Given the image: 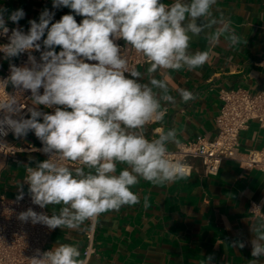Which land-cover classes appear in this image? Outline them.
Segmentation results:
<instances>
[{"label":"clouds","instance_id":"obj_1","mask_svg":"<svg viewBox=\"0 0 264 264\" xmlns=\"http://www.w3.org/2000/svg\"><path fill=\"white\" fill-rule=\"evenodd\" d=\"M216 3L52 0V9L70 11L55 20V11L46 7L38 20L27 21V31L19 24L26 17L23 8L0 7V37L8 41L0 45V53L9 61V75L0 84L29 93L31 104L22 106L17 96L7 93L0 99V137L11 133L22 139L34 133L42 145L38 151L48 158L29 157L23 183L34 205L60 206L50 216L29 207L19 213L20 221L50 230H79L85 221L140 203L132 189L141 179L153 185L186 179V165L169 158L168 145L179 143L177 130L149 139L145 129L163 124L167 105L176 103L169 91L170 73L194 72L208 62L209 51H192L191 42L217 25ZM77 17L82 18L79 23ZM219 36L213 31L205 39L211 45ZM228 40L236 45L240 37L233 32ZM126 49L148 65L146 72L130 66ZM25 53L27 62H12ZM176 92L185 104L197 98L186 88ZM23 183L17 200L24 198ZM148 206L145 196L144 207ZM252 230L256 235L251 256L264 257V224ZM232 246L242 249L245 244L234 241ZM80 255L77 246L58 244L48 251L35 250L28 261L84 264ZM250 264H259L258 259Z\"/></svg>","mask_w":264,"mask_h":264},{"label":"crops","instance_id":"obj_2","mask_svg":"<svg viewBox=\"0 0 264 264\" xmlns=\"http://www.w3.org/2000/svg\"><path fill=\"white\" fill-rule=\"evenodd\" d=\"M0 7L9 11L23 8L26 17L19 24L26 29L27 21L38 20L46 7L55 11V20L70 11L52 9V0H0ZM213 17L218 20L217 25L191 42L192 51H209L208 62L194 72L170 73L169 91L176 97V103L167 105L163 124L146 126L145 135L149 138L171 128L177 130L179 143L198 135L215 137L216 118L223 104L222 90L238 87L252 92L264 90V0H217ZM81 19L77 17V22ZM213 31L220 33L219 41L209 45L205 37ZM233 32L240 40L230 46L228 36ZM147 67L145 63L136 68L144 73ZM156 76L163 78L160 72ZM177 88L191 90L197 98L185 104L180 101ZM9 139L21 146L40 142L34 133L22 139L10 134ZM239 142L242 152L264 150V127L257 119L248 122ZM179 143L169 144L168 148L175 149ZM29 157L44 160L46 155L22 151L14 161L0 154V194L8 197L19 194L18 186L23 183ZM189 160L193 170L185 174L186 179L167 185H153L141 179L132 189L140 196V203L102 214L96 220V251L89 264H250L253 259L264 264V257L251 256V241L256 235L252 229L264 224V169L244 168L237 161L225 159L216 174H208L201 158ZM23 191L28 192L25 183ZM145 196L148 207H144ZM254 205L260 207L254 209ZM59 207L50 205L48 209L52 214ZM89 225L90 220L79 230H53L48 247L75 245L81 259ZM234 241L243 242L245 247H233ZM209 256L212 259L207 262Z\"/></svg>","mask_w":264,"mask_h":264},{"label":"built area","instance_id":"obj_3","mask_svg":"<svg viewBox=\"0 0 264 264\" xmlns=\"http://www.w3.org/2000/svg\"><path fill=\"white\" fill-rule=\"evenodd\" d=\"M21 26L27 31L24 25ZM9 27L12 28L15 25L9 24ZM7 42L6 38L0 37V45ZM117 43L122 48H126L123 40H119ZM126 54L131 67L136 68L145 64L133 50L126 49ZM34 55L39 57V53H34ZM12 62L21 66L27 62V53L21 54ZM8 75L9 61L4 59L3 54L0 53V81ZM6 93L17 96L22 106H31L28 100L29 93L19 92L11 86L4 87L3 84H0V99L6 98ZM220 97L223 104L216 118V136L211 138L206 135H198L194 139L179 143L175 149H169V158L183 162L186 165L185 174L187 175L191 174L193 170V165L189 160L191 157L201 158L205 172L208 174H216L225 159L237 161L244 168L264 169L263 149L242 152L239 148L240 133L247 127L251 119H257L264 127V90L252 92L243 87L224 89L220 92ZM26 111V107L21 109L22 113H26ZM10 134L0 137V154L16 161L19 152H40L38 149L42 147L41 142H29L24 146L17 145L9 139ZM47 158L46 156L45 159ZM26 175L25 171L23 181ZM29 207L37 212L51 215L48 207L41 209L38 205H34L28 192H24L22 200H17V196L8 197L0 194V264H30L28 259L33 256L35 250L39 249L43 252L51 249L47 243L53 230L42 224L33 225L31 222L25 223L18 219L19 213ZM262 216L264 219V214ZM96 225V220H90V225L85 232L86 244L81 258L84 264L90 263V259L96 251Z\"/></svg>","mask_w":264,"mask_h":264}]
</instances>
